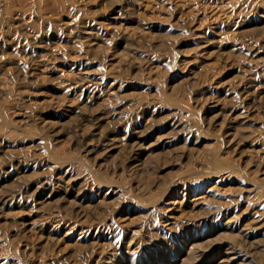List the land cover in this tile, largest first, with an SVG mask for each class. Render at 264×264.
I'll list each match as a JSON object with an SVG mask.
<instances>
[{
  "label": "rangeland",
  "instance_id": "1",
  "mask_svg": "<svg viewBox=\"0 0 264 264\" xmlns=\"http://www.w3.org/2000/svg\"><path fill=\"white\" fill-rule=\"evenodd\" d=\"M0 264H264V0H0Z\"/></svg>",
  "mask_w": 264,
  "mask_h": 264
}]
</instances>
